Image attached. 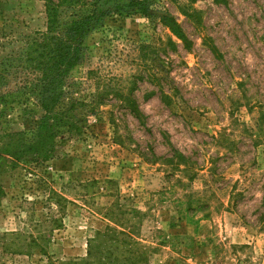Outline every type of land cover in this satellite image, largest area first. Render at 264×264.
<instances>
[{
    "label": "rangeland",
    "instance_id": "374dc122",
    "mask_svg": "<svg viewBox=\"0 0 264 264\" xmlns=\"http://www.w3.org/2000/svg\"><path fill=\"white\" fill-rule=\"evenodd\" d=\"M144 6L88 31L58 107L94 111L75 105L53 159L11 169L0 156V264L83 260L109 228L146 249L145 264H264V0ZM45 24L43 0H0V70ZM14 77L0 133L42 114Z\"/></svg>",
    "mask_w": 264,
    "mask_h": 264
},
{
    "label": "trees",
    "instance_id": "16d2710c",
    "mask_svg": "<svg viewBox=\"0 0 264 264\" xmlns=\"http://www.w3.org/2000/svg\"><path fill=\"white\" fill-rule=\"evenodd\" d=\"M43 2L46 15L44 32L29 38L21 52L10 56L8 64L0 70V106L6 103L10 94L7 90L9 86L7 78L13 71L14 78L18 80L13 85L15 90L21 92L24 102L31 99L42 112L29 132L0 133V156L6 158L11 169L19 166L22 161L42 164L52 160L55 153V137L60 134L56 128L67 127L66 133L71 130L73 126L68 120L75 105L87 108L89 112L94 111L90 103H73L62 109L58 106L66 80L72 77L85 61L84 43L88 31L101 23L111 11L104 6L112 2L113 13H123L130 9L144 13L146 10L144 0H43ZM62 15L67 16L66 20H61ZM161 23L173 36L185 42L183 32L171 17L163 16ZM130 105L136 116L134 104ZM3 196L4 191L0 185V199ZM52 199L57 205L64 200L56 194L55 196L53 194ZM118 234H122L124 239L120 240L123 237L119 239ZM119 242L125 246L127 252L119 250ZM137 246L138 244L125 233L109 228L104 232H98L89 242L87 258L63 264H145L147 250L138 249Z\"/></svg>",
    "mask_w": 264,
    "mask_h": 264
}]
</instances>
